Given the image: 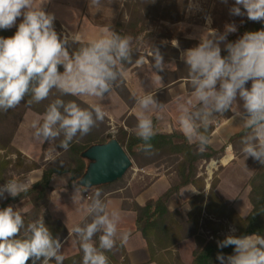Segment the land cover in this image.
I'll return each instance as SVG.
<instances>
[{"label":"clouds","instance_id":"1","mask_svg":"<svg viewBox=\"0 0 264 264\" xmlns=\"http://www.w3.org/2000/svg\"><path fill=\"white\" fill-rule=\"evenodd\" d=\"M222 2L227 4L228 0ZM89 6L99 10L102 0H89ZM193 7L189 0V10ZM229 12L264 22V0H235ZM21 17L13 36L0 37V111L17 107L25 97H29V105L38 104L48 99L53 89L60 97H95L102 101L118 86L125 64L133 62L131 36L103 28L96 38L70 52L69 43L79 42L80 37L61 38L54 28L53 14L46 13L42 6L36 7L34 0H0V29L16 26ZM207 22H211L210 17ZM236 31L235 24L226 25L224 33L210 29L197 46L180 53L187 66L192 98H176L177 122L188 141L196 144L197 152L203 153L211 143L207 132L214 113L223 116L233 112L239 98L243 111L233 112V119L239 117L242 121L241 151L246 158L264 165V29L245 32L235 42L226 43L227 55L222 56L221 43ZM174 46L178 47L177 41ZM153 61L156 72L165 70L159 49L153 50ZM135 63L142 67L143 58H137ZM249 81L250 88L246 87ZM133 99L138 107L134 134L143 142L138 150L151 154L156 132L148 113L163 109L164 103L151 92L133 94ZM105 116L102 103L84 108L74 100L66 102L57 97L42 118L32 121L31 128L37 141L59 140V147L67 151L75 138L88 135ZM26 191L25 183L7 180L0 185V198H6L5 194L15 198ZM101 196L97 189L86 207L91 221L71 229L83 253L82 264H109L105 253L116 247L121 216L118 210L109 211ZM97 234L98 246L93 240ZM127 240L125 233L121 246ZM217 246H234L232 255L217 254L220 264H264V236L260 234L227 235L217 241ZM62 247L60 238L53 237L43 218L26 226L22 213L13 206L0 209V264H28L29 260L32 264H63L66 257Z\"/></svg>","mask_w":264,"mask_h":264},{"label":"trees","instance_id":"2","mask_svg":"<svg viewBox=\"0 0 264 264\" xmlns=\"http://www.w3.org/2000/svg\"><path fill=\"white\" fill-rule=\"evenodd\" d=\"M21 20L22 17L18 18L17 24L13 28L6 30L0 29V37L7 38L13 36ZM108 28L121 35L131 36L132 41L140 37L147 30L146 25L137 19L128 23L117 22L114 26ZM263 28L264 22L251 21L247 18L243 20L238 33L243 36L245 32L258 31ZM59 35L63 38L62 34ZM232 41L233 38L229 37V42ZM86 43L87 42H70L69 51H74L82 44ZM221 55L226 56L227 51H222ZM137 58H140V53L136 49H133V62L131 64H125L124 71L132 68L136 64L135 61ZM59 70L61 72L63 71L62 66ZM115 87L118 88L117 90L120 96L129 105H132L134 100L126 87L123 77L118 83V86ZM51 94H53L52 99H48L47 101L29 105L27 103L29 97H25V100L17 107L9 109L6 112L0 111V185H3L7 180L11 179H17L18 181L25 179L33 171L42 169V177L38 182L33 184L28 191L23 192L21 195L15 198L11 197L4 203H0V209L9 205L12 206L18 202L31 204L33 219L43 218L46 226L53 234V237H59L62 241V239L68 235L66 228L58 220L53 221V224H47V221H45L47 219L43 213L49 200L51 182L54 176L68 174L70 176L71 187L86 190L78 185V181L82 178L88 167V161L82 157V154L94 145L108 143L111 138L106 135L105 131L103 133L91 131L84 137L74 139L67 151L61 148L74 163V165L68 167H44L40 163L24 157L22 153L13 146V140L16 134V128L19 122L22 121L27 110L43 115L47 106L57 97L66 102L74 100L80 104V106L89 107L77 97H60L55 89H53ZM16 109H20V112L15 117L16 114H14L15 112H13V110ZM11 124L13 127L10 130ZM212 129V126H209L207 132L209 137ZM155 132L156 135L151 141L154 146V151L151 154H145L139 151L138 149L143 142L138 139L133 132H128L123 127H120L114 136L129 157L137 164L138 158L142 156H169L177 158L175 171L178 181L173 183L164 194L156 200H149L144 206H140L135 202L131 204L124 203L123 205L124 209H129L136 213V227L148 245L151 262H156L158 264H182L177 256L172 257V251L177 248L179 242L195 237L197 249L193 253L194 260L192 264H220V261L216 259L217 254L223 253L225 256L232 255L234 254V246H228L223 249L218 248L216 240L204 239L201 235V231L203 230L210 236L215 237L216 227L218 226L216 223H220L221 219L225 218L223 216L226 215V213L229 214V217H227L228 221L237 230L235 236L240 237L252 234L264 236V165L259 164L258 161L251 157L247 160L248 165L254 171V176L249 182L252 188L250 201L253 206V211L246 219L238 215L231 204L223 202L221 198L214 194L215 183H213L208 201L204 206L206 214L210 216L211 219L202 217L204 196L200 195L189 202L192 211L188 219L185 220L179 210L171 212L168 209L167 204L169 199L188 185H193L200 189V191H203L205 183L203 179L197 178L199 167L203 162H210L211 160L220 158L224 153V148L217 151L208 146L205 152L198 153L196 144L190 143L182 132L160 133L156 129ZM243 134L244 132L242 130L240 133L230 138L229 142L240 138ZM17 170V177H14L12 171ZM105 186L106 185H102L93 189H101ZM26 224L29 223L25 222V225ZM21 233V235H23V231ZM118 246L121 247L124 257L123 264H131L124 247L121 246V244ZM114 250L106 253L112 261L118 264L114 256ZM82 256L83 253L80 249L78 254L66 258L63 264H82ZM28 264H32L31 260L28 261ZM52 264H55V262L53 261Z\"/></svg>","mask_w":264,"mask_h":264},{"label":"crops","instance_id":"3","mask_svg":"<svg viewBox=\"0 0 264 264\" xmlns=\"http://www.w3.org/2000/svg\"><path fill=\"white\" fill-rule=\"evenodd\" d=\"M55 19L60 22L61 27L68 34L81 36L80 32H82V28H84L82 24H80V26L79 24L73 25L71 22L72 18L68 17L61 19L56 17ZM88 25L89 23L86 26ZM95 31L97 35H99L101 29L97 28ZM87 35L91 36L90 34ZM89 40L90 37L88 39L80 37L79 42H88ZM149 78H153L156 85L152 86L151 82H148ZM123 79L132 98L133 94L140 96L151 92L159 102L164 103L163 109L148 113L152 119H155V129L158 132H182L177 122L178 113L176 111V98H192V89L188 78H181L179 81L160 80L159 75L156 74V71H154L149 64H143L142 67H137L135 64L132 68L124 71ZM78 98L89 106L92 103H102L106 116L110 118L112 117L116 120H119L118 118L122 116H125V120L131 118L135 125H123V128L128 132L134 133L137 124L136 113L138 111L134 99L133 104L129 105L122 97L115 94L114 90H112L109 95L105 94V98L102 101H99L95 97ZM111 100L117 103L118 108L114 109V107L111 106ZM242 103L243 102L238 98L237 105L233 106V112L239 110L243 111ZM116 109H118V111H116ZM233 112L227 111L223 116L214 113L215 117L210 120V126H212L213 129L210 134L211 143L209 146L217 151L224 148V153L220 158L211 160L210 162H203L200 165L197 178L203 179L205 183L203 191H200V189L193 185H188L182 188L178 194L172 196L168 201V209L171 212L179 210L185 220L188 219L192 211L189 202L200 195L204 196L202 217L211 219V217L206 214L204 206L208 201L213 183H215L214 194L219 198L228 200L232 208L243 219H246L253 211V206L250 201L252 188L249 182L254 176V171L248 165L247 160L249 157L246 158L241 151L242 145L240 140L242 136L229 142L230 138L242 131V121L239 117L233 119L235 115ZM22 120H24V118ZM21 152L30 160L36 161L37 158L41 157L40 141L37 144L36 150L30 151L21 148ZM41 177L42 170L38 169L30 173L26 179L23 180V183H25L29 189L33 184L38 182ZM140 180L146 183H140ZM176 181H178L177 173L172 166L165 168L163 165H151L145 167L142 172H139L123 186L113 185L117 182L116 181L103 187L101 198L107 203L108 210H118L121 216V222L118 225L116 237V247L113 248V250L115 249L113 251L114 254L116 251L119 252V256L114 255L119 262L118 264H123L124 261L121 247L118 245L120 244L121 236L125 233L128 236V240L123 244V247L131 264H158L156 262H151L148 245L142 234L137 230L136 213L132 210L124 209L123 205L124 203L131 204L135 202L140 206H144L149 200L158 199ZM50 186L49 200L44 208L48 212V215H45L47 219L45 221H47V224H53V221L58 220L66 228L68 235L61 241L63 244L61 251L66 258H69L80 252L78 238L72 233L71 229L77 224L91 221V217L86 215V207L91 202V199L86 198V193H92V189L90 191L71 187L70 176L68 174L54 176ZM5 196L6 198H0V203H4L11 198V196L7 194H5ZM23 208L25 210L21 213L24 217V221L26 223L33 222L34 219L30 215L31 206L26 205ZM15 209L16 208H14V210ZM19 210L21 211V209ZM201 233H204V231L202 230ZM93 240L98 246L99 234L93 237ZM196 249V238L191 237L178 243L177 248L172 251V257L177 256L182 264H192L194 260L193 253ZM105 254L107 255V253Z\"/></svg>","mask_w":264,"mask_h":264},{"label":"rangeland","instance_id":"4","mask_svg":"<svg viewBox=\"0 0 264 264\" xmlns=\"http://www.w3.org/2000/svg\"><path fill=\"white\" fill-rule=\"evenodd\" d=\"M192 3L194 7L189 10V0H102V6L98 10L89 6V0H34V5L36 7L42 6L46 13L53 14L60 19L65 17L72 18L71 22L73 25L79 24L80 26V24H82L84 28H82V32H80V37L83 39H88L89 37L90 39L96 38L98 35L95 29L112 27L117 22L128 23L136 19L143 22L147 30L140 37L132 41V48L140 53V58L142 57L144 61L143 64H149L154 71H156V69L153 67V50L159 49L164 59L165 70L156 72V74L160 75L161 78L166 81H179L181 78H188L187 66L180 59V53L197 46L200 43V38L206 37L210 29L216 30L218 33H224L226 25L235 24L237 27V31L229 33L226 41L221 43V52L225 50V44L229 42V37L233 38L232 42L242 37V35L238 33V30L243 20L247 19V16L241 17L230 14L229 9L234 5L235 0H228L227 4L223 3L222 0H192ZM241 10L244 11L242 6ZM209 17L211 19L210 23L207 22V18ZM88 23L89 25L86 26ZM54 28L57 33L63 36L70 35L61 27L60 22L56 19L54 20ZM175 41H177L178 47L174 46ZM156 77L158 78L157 75ZM148 82H151L152 86L156 85L153 78H149ZM246 87H251V81L246 84ZM117 89L116 87L113 88L114 93L120 96ZM52 97L53 94H51L48 99H52ZM83 103L88 105L84 101ZM110 104L114 109L118 108L117 103L113 100L110 101ZM116 111H118V109H116ZM13 112H15L14 114H16V117L20 109L13 110ZM42 116L43 115L30 110L26 111L25 117H23L24 120L20 121L16 128V134L13 140V146L16 150L20 152L21 148L30 151L36 150L39 141L33 136L34 130L31 128V123L33 120L42 118ZM118 119L119 120H116L112 117L105 116L104 121L102 123L98 122L97 127L93 128L92 131L98 133H103L105 131L108 137L113 138L120 128L119 126L135 125L131 118L125 120V116H122ZM153 123L155 128L156 121L154 118ZM12 127L13 125L11 124L10 130ZM77 138L81 137L78 136ZM40 143L41 157L37 158L35 162L40 163L44 167H68L74 165L66 152L59 147V140L52 142L40 141ZM22 155L27 157L23 153ZM176 160L177 158L169 156L139 157L138 164L133 161V167L128 170L122 179L113 185H125L127 181L134 178L139 172H142L145 167L151 165H163L165 168L172 166L175 169L177 164ZM17 172L18 170L12 171L14 177H17ZM23 180L24 179L19 181L23 182ZM139 182L143 184L146 183L143 180ZM102 189L103 188L99 190L102 191ZM96 190L97 189L90 190L92 192L90 193L91 199ZM221 199L223 202L231 204L228 200ZM26 205L31 206L30 215L32 216L31 204L18 202L12 206L18 211L21 209L20 212H22L25 210L23 207ZM43 213L44 215H48L45 209ZM223 217L225 218L221 219L220 223H216L219 228L216 227L215 237L204 232L201 234L204 239L216 240L217 242L218 240H223L227 235H235L237 233L236 228L228 221L227 217H229V214L226 213ZM114 255L119 256V252L116 251ZM109 263L117 264L111 259Z\"/></svg>","mask_w":264,"mask_h":264},{"label":"water","instance_id":"5","mask_svg":"<svg viewBox=\"0 0 264 264\" xmlns=\"http://www.w3.org/2000/svg\"><path fill=\"white\" fill-rule=\"evenodd\" d=\"M88 167L78 185L86 190L114 183L122 179L134 162L113 137L106 144L94 145L82 154ZM88 181H91L88 184Z\"/></svg>","mask_w":264,"mask_h":264},{"label":"built area","instance_id":"6","mask_svg":"<svg viewBox=\"0 0 264 264\" xmlns=\"http://www.w3.org/2000/svg\"><path fill=\"white\" fill-rule=\"evenodd\" d=\"M86 198L91 199V195L86 193Z\"/></svg>","mask_w":264,"mask_h":264}]
</instances>
